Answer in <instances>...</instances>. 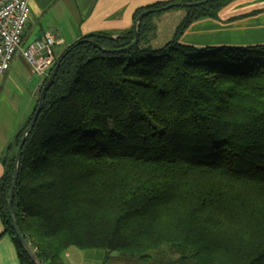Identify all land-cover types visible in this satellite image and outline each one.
Segmentation results:
<instances>
[{
  "label": "trees",
  "instance_id": "obj_1",
  "mask_svg": "<svg viewBox=\"0 0 264 264\" xmlns=\"http://www.w3.org/2000/svg\"><path fill=\"white\" fill-rule=\"evenodd\" d=\"M196 1L136 10L134 23L154 11L139 20L130 48L134 23L88 34L56 58L13 199L44 264H63L71 246L142 261L166 247L173 257L162 264H264V44L181 42L193 21L229 1L211 0L187 6L174 39L153 48L155 14ZM37 106L0 178V215L22 264L35 263L8 201L16 150Z\"/></svg>",
  "mask_w": 264,
  "mask_h": 264
},
{
  "label": "crops",
  "instance_id": "obj_2",
  "mask_svg": "<svg viewBox=\"0 0 264 264\" xmlns=\"http://www.w3.org/2000/svg\"><path fill=\"white\" fill-rule=\"evenodd\" d=\"M31 13L23 45L52 33L62 40L53 47L58 57L69 45L100 30L118 31L134 23L139 8L170 0H28ZM181 42L196 46H249L264 44V0H229L215 16L193 21ZM45 76L37 74L17 54L0 84V178L4 158L15 136L33 113ZM118 251L71 246L63 264H113ZM122 259L125 258L121 255ZM0 264H22L13 238L5 233L0 215ZM115 264V263H114Z\"/></svg>",
  "mask_w": 264,
  "mask_h": 264
},
{
  "label": "built area",
  "instance_id": "obj_3",
  "mask_svg": "<svg viewBox=\"0 0 264 264\" xmlns=\"http://www.w3.org/2000/svg\"><path fill=\"white\" fill-rule=\"evenodd\" d=\"M31 8L28 0H0V84L17 54H22L37 74L46 76L56 62L53 47L60 37L47 33L23 45V33Z\"/></svg>",
  "mask_w": 264,
  "mask_h": 264
},
{
  "label": "water",
  "instance_id": "obj_4",
  "mask_svg": "<svg viewBox=\"0 0 264 264\" xmlns=\"http://www.w3.org/2000/svg\"><path fill=\"white\" fill-rule=\"evenodd\" d=\"M208 1H211V0H200V1H196V2H186V3L185 2L184 3H181V2L171 3L169 5L164 6L162 9H168V8H171V7L175 6V5H182V4L185 5V6L201 5V4H204V3L208 2ZM151 11H154V10L150 9V10L143 11L138 16L137 20L134 23L135 40L128 48L132 47L134 44H136L139 41L140 34H139L138 22H139V20L141 19L142 16H144L146 13L151 12ZM83 41H88V39L83 38V39H79L78 40V42H83ZM92 42L95 45L99 46L98 43H96L94 41H92ZM59 63H60V61H57L55 63L54 67L52 68V71L48 75V78H47L46 82L44 83V85H43V87L41 89L40 96H39V102H38V106H37L36 111H35V115H34L33 119L31 120L29 126L25 129V131L23 133V136H22V139H21V142H20V144H19V146H18V148L16 150L14 175H13V181H12V185H11L10 192H9L8 207H9V214H10V217H11V220H12L13 229L15 230V233H16L19 241L21 242L22 247L28 253V255L30 256L31 260L35 264H44V263L42 262V260L38 256V253H37L36 249L33 248V246L29 243V241L27 240V238L25 237V235L22 233V231L20 230V228L18 226L17 219H16V216H15L14 211H13V199H14V192H15V188H16V185H17V182H18V177H19V172H20L21 151H22L23 145H24V143H25V141H26V139L28 137V134H29L31 128H33V126L35 125V122L37 120L39 112L41 111V108L43 106V102H44V98H45L46 92H47V90L49 89L50 85L52 84V82L54 80V77H55V74L57 72Z\"/></svg>",
  "mask_w": 264,
  "mask_h": 264
},
{
  "label": "rangeland",
  "instance_id": "obj_5",
  "mask_svg": "<svg viewBox=\"0 0 264 264\" xmlns=\"http://www.w3.org/2000/svg\"><path fill=\"white\" fill-rule=\"evenodd\" d=\"M188 12L187 6H178L171 7L168 9H164L163 11L156 13V22H157V31L155 36L151 40V45L153 48H161L170 40L174 39L176 28L181 22V20L185 17ZM181 40V39H180ZM164 249V250H163ZM163 249H158L153 252L154 260L142 261L139 259H132L127 257L124 253L115 252L117 260H114L112 263L114 264H162L165 258L173 257V253L170 252L166 247ZM123 256L125 261L122 259Z\"/></svg>",
  "mask_w": 264,
  "mask_h": 264
}]
</instances>
